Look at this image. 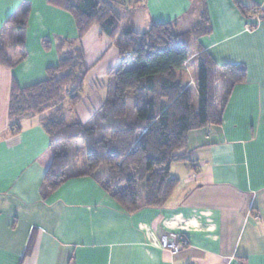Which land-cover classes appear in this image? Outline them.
<instances>
[{
    "label": "crops",
    "instance_id": "1",
    "mask_svg": "<svg viewBox=\"0 0 264 264\" xmlns=\"http://www.w3.org/2000/svg\"><path fill=\"white\" fill-rule=\"evenodd\" d=\"M241 1L264 9V0ZM25 3L27 56L13 68L0 65V264H264V21L245 19L232 0H206L212 33L203 46L220 64H245L247 79L232 89L219 124L189 132L187 156L197 167L172 163L170 175L179 184L167 203L129 213L94 178L79 175L86 158L43 197L52 152L40 119L54 107L20 118L15 133L8 117L11 86L44 80L67 51L66 41L77 38V26L49 0H0V32ZM128 9L129 30L170 22L182 33L199 20L202 4L139 0ZM83 48L89 71L81 100L72 108L66 98L57 105L66 120L75 114L68 125L91 124L113 93L108 73L119 63L116 46L97 26ZM70 146L85 151L80 143ZM172 231L189 241L177 254L158 244Z\"/></svg>",
    "mask_w": 264,
    "mask_h": 264
},
{
    "label": "trees",
    "instance_id": "2",
    "mask_svg": "<svg viewBox=\"0 0 264 264\" xmlns=\"http://www.w3.org/2000/svg\"><path fill=\"white\" fill-rule=\"evenodd\" d=\"M138 1L49 0L75 18L77 38L65 43L76 47L65 52L56 66L47 68L44 80L26 87L13 80L8 108L16 133L20 118L54 107L40 119L52 152L42 182L43 197L67 179L74 165L70 145L80 143L86 168L79 175L94 178L125 211L164 206L179 184L170 175L172 163L183 161L192 169L197 167L187 156L189 132L219 124L232 89L247 79L245 64H220L203 46L202 38L212 33L206 0H201L199 20L182 33L170 22H153L144 32L125 28L128 7L134 8ZM232 1L245 19L264 21L259 4ZM29 14V5L22 4L3 26L1 66L13 68L27 56ZM93 26L118 49L119 63L108 73L113 93L91 124L68 125L65 108L57 105L66 98L72 108L81 100L89 71L83 39ZM5 35L10 40L3 39ZM192 59L198 65L194 80L185 71Z\"/></svg>",
    "mask_w": 264,
    "mask_h": 264
},
{
    "label": "rangeland",
    "instance_id": "3",
    "mask_svg": "<svg viewBox=\"0 0 264 264\" xmlns=\"http://www.w3.org/2000/svg\"><path fill=\"white\" fill-rule=\"evenodd\" d=\"M93 27H96V26H93ZM179 31L181 32L182 30H179ZM112 44L115 45V43L113 41H112ZM75 47H76V45H68L66 53L73 51L75 49ZM185 71L187 72L188 77L191 80H194L195 75H197V73H198V65H197V62L196 63H193V66L192 67L189 66V65H188V67H185ZM192 90H194L193 87H192ZM130 109H132V102L131 101H129V110ZM73 115H75V114L73 113V114H68L67 115L68 123H71ZM71 156H72V161H73V163H74V165H75L76 168L79 169V167H81L85 163V158H86L85 151H83V150H80V151L75 150L74 152H72Z\"/></svg>",
    "mask_w": 264,
    "mask_h": 264
},
{
    "label": "built area",
    "instance_id": "4",
    "mask_svg": "<svg viewBox=\"0 0 264 264\" xmlns=\"http://www.w3.org/2000/svg\"><path fill=\"white\" fill-rule=\"evenodd\" d=\"M188 239L178 232H168L160 236L158 244L161 248L177 254L182 248L188 245Z\"/></svg>",
    "mask_w": 264,
    "mask_h": 264
}]
</instances>
